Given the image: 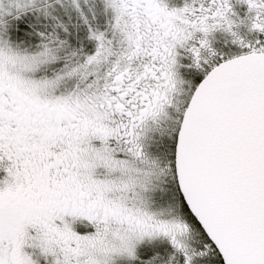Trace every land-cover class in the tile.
Segmentation results:
<instances>
[{
    "label": "snow or ice",
    "instance_id": "6c2138e0",
    "mask_svg": "<svg viewBox=\"0 0 264 264\" xmlns=\"http://www.w3.org/2000/svg\"><path fill=\"white\" fill-rule=\"evenodd\" d=\"M0 264H264V0H0Z\"/></svg>",
    "mask_w": 264,
    "mask_h": 264
}]
</instances>
